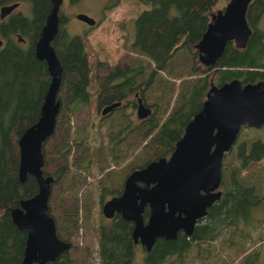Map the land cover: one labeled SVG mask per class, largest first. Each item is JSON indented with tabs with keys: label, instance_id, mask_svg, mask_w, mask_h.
I'll return each mask as SVG.
<instances>
[{
	"label": "trees",
	"instance_id": "1",
	"mask_svg": "<svg viewBox=\"0 0 264 264\" xmlns=\"http://www.w3.org/2000/svg\"><path fill=\"white\" fill-rule=\"evenodd\" d=\"M26 1L31 11L27 19L29 46L22 48L10 40L0 48V264H19L23 257L26 233L12 222L11 211L34 196L38 184L31 174H27L24 181L19 180L18 139L24 129L37 120L50 80L45 61L38 59L34 52V41L44 23L49 0ZM141 1L149 4V8L133 19V40L115 63L96 60L90 66L82 37L69 34L63 22L51 42L63 67L57 94L61 104L53 132L41 145L42 171L54 177L47 214L55 222L57 237L71 244L69 252L77 251L73 240L81 221L80 204L75 193L61 185L70 174V164H79L82 171L88 172V166L81 163L88 158L87 146L75 131L71 137V129L75 121L82 120L91 100L88 86L92 76L99 91L96 98L99 105L114 99H129L135 91L148 102L146 94L153 88L159 91L149 102L154 108L152 113L137 125L146 154L145 162L137 167L170 154L186 122L200 109L211 77L216 84L234 77L243 82L264 80V30L258 25L264 12V0H252L248 5L246 18L252 32L246 46L238 48L233 41H228L222 55L208 66L199 62L194 45L206 29L216 0ZM116 2L112 0L104 8ZM188 52L190 58L186 56ZM177 78L180 81L176 86ZM247 127H241L236 141L224 153L221 198L208 208L207 215L198 221L191 236L180 232L172 240L158 238L146 252L145 264H173L166 263L173 255L181 264L193 243L214 242L228 228L233 229L237 238L251 239L248 232L251 222L256 223L254 227L260 232L253 238L255 243L264 240L262 222L254 217L258 207L264 204V196L259 193L253 174L249 180L242 175L264 157V138L239 136ZM83 179L77 176L73 183ZM112 192L111 196H115L114 190ZM148 214L146 208L144 217ZM131 231L132 224L119 215L110 223L100 225V264H137ZM232 243L236 244L235 240L232 239ZM69 252L47 264H74ZM259 254L256 250L246 253L242 264H264L259 263Z\"/></svg>",
	"mask_w": 264,
	"mask_h": 264
},
{
	"label": "water",
	"instance_id": "2",
	"mask_svg": "<svg viewBox=\"0 0 264 264\" xmlns=\"http://www.w3.org/2000/svg\"><path fill=\"white\" fill-rule=\"evenodd\" d=\"M252 0H228L210 13V20L195 51L200 63L213 65L224 52L228 41L244 48L251 35L246 13ZM63 0H49L45 23L35 43V55L44 60L49 83L37 120L24 129L18 139L20 181L27 174L34 176L37 193L11 211L12 222L25 231L26 241L19 264H47L68 252L71 244L56 235L55 222L47 214L48 200L54 177L44 174L42 142L54 129L60 109L57 97L63 67L51 41L59 28V9ZM18 5L1 7V16ZM77 19L94 25V17L77 12ZM1 44V40H0ZM120 102L105 105V114ZM136 114L145 118L152 108L137 98ZM243 125L258 128L264 125V80L243 82L234 77L221 84L210 78L209 87L200 109L186 122L182 135L176 140L169 156H161L133 169L125 178L120 195L106 200L101 208L107 219L120 214L130 221L132 241L149 252L158 238L175 239L182 232L191 236L208 213V208L221 198L222 163ZM149 214L144 220L143 213Z\"/></svg>",
	"mask_w": 264,
	"mask_h": 264
},
{
	"label": "rangeland",
	"instance_id": "3",
	"mask_svg": "<svg viewBox=\"0 0 264 264\" xmlns=\"http://www.w3.org/2000/svg\"><path fill=\"white\" fill-rule=\"evenodd\" d=\"M227 1L216 0L213 11L222 8ZM111 2L112 0H63L60 6V12L68 16L62 25L71 35L79 34L82 37L90 66H93L96 60L115 63L133 40V19L143 9L149 8V4H144L141 0H117L116 4L105 9L104 6ZM23 8L26 14H31L29 1H24ZM80 11L94 17L96 23L89 25L77 19L75 14ZM258 25L264 30V12L259 17ZM190 54L188 52L186 56L190 58ZM143 59H145L144 56ZM179 81L180 78L175 79L176 86ZM88 89L91 100L85 107L84 117L75 122L73 120L71 129V137L75 131L77 135L83 137L87 146L88 158L81 163L88 166V173L85 175L78 164H70V174L61 185L64 188H70L80 204L81 221L78 222L79 230L73 240L77 251L69 252V256L75 260L74 264H100L99 225L108 223L102 215L101 204L111 197L115 186L120 187L123 176L129 170V165L132 163L136 166L145 162L144 159H146L145 151L141 150V135L137 132L125 134L129 126L135 125L134 105L126 104L122 109L113 110L110 117L103 119L97 108L98 87L93 76ZM158 93V89L153 88L150 94H146L148 103L152 102L155 94ZM130 100L135 101L132 97ZM123 103H125L124 100ZM123 112H125L124 116ZM261 127L258 129L248 126L239 136L249 138L261 135L264 138V127ZM115 160L117 162H114ZM106 169H112L116 174L106 173ZM242 175L247 180L251 175L254 176L255 185L259 193L264 196V157L252 169L244 170ZM77 176L84 177L83 181L73 183V179L75 180ZM254 217L260 219L264 227V204L258 207ZM254 224L256 223L251 222L248 228L251 239L237 238L233 229L228 228L223 230L222 235L214 242L193 243L182 258L181 264H242V257L255 250L260 252L259 263H264V240L258 243L253 240L260 234L259 228H255ZM232 239L236 244L232 243ZM244 251L246 253L241 256L240 253ZM145 255L143 247L140 244L135 245L134 261L137 264H145ZM203 257L206 258L203 259ZM178 260L173 255L166 263L178 264Z\"/></svg>",
	"mask_w": 264,
	"mask_h": 264
},
{
	"label": "flooded vegetation",
	"instance_id": "4",
	"mask_svg": "<svg viewBox=\"0 0 264 264\" xmlns=\"http://www.w3.org/2000/svg\"><path fill=\"white\" fill-rule=\"evenodd\" d=\"M24 1L26 0H0V14H1V7L2 6H5V5H10L12 3H15L17 2L18 5L13 8L12 10H10L9 12H7L4 16H1L0 15V40H1V44H0V48H2L3 46H5V44H7L8 41L10 40H13L15 43H17L20 47L22 48H26L27 46H29V31H30V24L28 23L27 19L30 17V15L26 14L25 11H24V8H23V3ZM82 12V11H81ZM48 13V12H47ZM46 17V15H45ZM68 19V16H66L64 13H61L60 12V9H59V25L64 24V22ZM96 20V19H95ZM44 23H45V19H44ZM43 23V24H44ZM96 23V22H95ZM42 24V26H43ZM41 26V27H42ZM41 27L39 28L38 32H37V37L34 41V50H35V43L38 39V36H39V31L41 29ZM64 29L67 30V28H65L64 26ZM68 32V31H67ZM69 33V32H68ZM70 34V33H69ZM55 37V36H54ZM53 40V39H52ZM52 42V41H51ZM52 44V43H51ZM54 48V47H53ZM35 52V51H34ZM92 74H93V71H92ZM99 93V91H98ZM98 95V94H97ZM133 98L135 101H131L130 98ZM140 97L139 96V92L138 91H135L133 92L131 95H130V98L129 99H114L113 101L111 102H108L104 105H99L98 101L97 102V108L98 110H100L101 112V109L102 107H104L105 105H108V104H111L113 102H117L119 101L120 104L113 107L111 110H109L108 112H106L105 114H102L101 113V116L104 118H107V117H110V113L113 111V110H119V109H122V107H124L126 104H129V105H134V108H135V114L137 113L136 112V108H137V98ZM123 100L125 101V103H123ZM142 101L145 103V105H148L152 108V111H153V107L150 105V103H148L147 101H145L144 99H142ZM135 102V103H133ZM125 112H123L124 114ZM144 118H139L136 114V120H135V125L133 126H129L126 130H125V134H129L130 132H137V129H138V123ZM264 126V125H263ZM127 127V126H125ZM139 135L140 133L137 132ZM141 149H142V146H141ZM169 155H167L166 157H168ZM114 162H117V160H115ZM79 163V162H78ZM79 165V164H78ZM139 165V164H138ZM144 165V164H143ZM142 166V165H141ZM141 166H138V167H141ZM137 166L135 167L132 163L129 165V170L125 173V175L123 176L122 178V181H121V185L120 187L118 186H115L114 187V193H115V196H118L121 194L122 192V189H123V184H124V180L126 178V176L135 168H138ZM85 172V175L88 173L86 170H84ZM106 173H110V174H113L115 175L116 172L112 169H106ZM113 183L115 182L114 180L112 181ZM221 189V188H220ZM111 197H114V196H111ZM109 197V198H111ZM108 198V199H109ZM106 199V200H108ZM105 200V201H106ZM104 201V202H105ZM103 202V203H104ZM103 203L101 204V208H102V205ZM148 209V207H146ZM145 208V209H146ZM145 212V211H144ZM149 212V210H148ZM103 215V214H102ZM116 215H119L121 217L120 214H115L112 218L110 219H107L108 220V223H110ZM143 216H144V213H143ZM122 218V217H121ZM147 218L144 217V220H146ZM124 220V219H123ZM126 221V220H124ZM127 222H130V221H127ZM131 223V222H130ZM132 224V223H131ZM101 225V224H100ZM100 225H99V231H100ZM132 228H133V225H132ZM132 233V231H131ZM133 242V241H132ZM156 242V241H155ZM98 243H99V239H98ZM134 245H137V244H140L139 242L137 244L133 243ZM141 245V244H140ZM142 246V245H141ZM143 249L145 250L144 246H142ZM135 248V246H134ZM69 252V251H68ZM145 252H147L145 250ZM67 253V252H66ZM65 254V253H64ZM63 255V254H62Z\"/></svg>",
	"mask_w": 264,
	"mask_h": 264
}]
</instances>
